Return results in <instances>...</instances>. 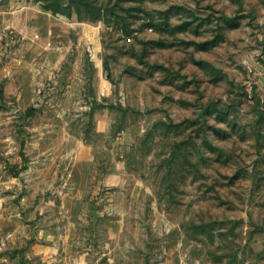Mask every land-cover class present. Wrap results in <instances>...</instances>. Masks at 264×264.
<instances>
[{"label":"rangeland","instance_id":"rangeland-1","mask_svg":"<svg viewBox=\"0 0 264 264\" xmlns=\"http://www.w3.org/2000/svg\"><path fill=\"white\" fill-rule=\"evenodd\" d=\"M86 1L65 124L0 36V264H264V0Z\"/></svg>","mask_w":264,"mask_h":264},{"label":"crops","instance_id":"crops-1","mask_svg":"<svg viewBox=\"0 0 264 264\" xmlns=\"http://www.w3.org/2000/svg\"><path fill=\"white\" fill-rule=\"evenodd\" d=\"M29 12L31 13L28 14ZM35 15L40 16L42 19L45 18L43 16H48L50 18L55 17L52 13L43 9L41 3L36 0H8L7 2L0 3V36L4 41V36H7L6 41L11 40L13 36L12 33L17 31L15 34L17 39L21 38V41L26 46L27 50L20 55L21 59H16V62L18 61V63H21L22 65L24 64L27 72L32 71L36 74L45 73L48 81L44 84V90H48V94L58 91L57 95L53 97L55 99L52 98L53 100L49 99L48 101H61L55 104L57 109L51 110V113L49 114L51 116L50 119L65 124L71 121L69 107L72 105V102L69 101H75L76 99V93L74 90H76L75 79L77 77L75 71L76 68L79 67L76 61L73 65H70L67 61V57L76 56L81 57L82 59V53L85 52L84 45L87 40L86 37L83 38L80 34L74 38H71V36L68 35H62V37H58L57 35V39L50 38V30L45 32V35L42 33L44 30L42 32H36L33 30L34 26H32L35 22ZM56 15L59 17L58 19L63 18V22L70 26L75 25V23L79 24V19L76 17V14L70 16H62V14ZM21 17L26 19V23L18 22V18ZM27 30L33 32L29 33ZM81 59L79 62H81ZM64 101L68 102L66 103ZM61 103L65 104L63 105ZM67 130L68 136L77 139L78 141L81 140L80 134L78 135L75 129L68 128ZM99 131H103V129H100ZM105 136H107V133H105ZM83 143L82 140L81 145ZM106 168H108L106 171L107 175L115 174L112 160L110 166ZM111 196L112 199L117 202H124L127 199V194L121 191H115ZM43 248L41 250L44 251V253H49L47 255L48 258H50L49 256H51L56 249L52 246H48L47 249ZM72 264H82V262L80 260H73Z\"/></svg>","mask_w":264,"mask_h":264},{"label":"trees","instance_id":"trees-1","mask_svg":"<svg viewBox=\"0 0 264 264\" xmlns=\"http://www.w3.org/2000/svg\"><path fill=\"white\" fill-rule=\"evenodd\" d=\"M38 1L42 3V7L44 9L50 10L53 13L67 14V16H69L72 13V11H74L77 15H79L81 8H84L85 10L95 9L93 4L86 0H68L65 6L63 4L61 5V0H38Z\"/></svg>","mask_w":264,"mask_h":264}]
</instances>
